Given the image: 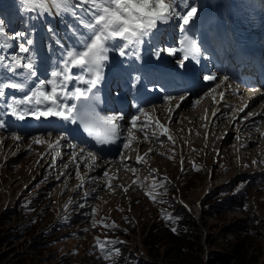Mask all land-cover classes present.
Returning <instances> with one entry per match:
<instances>
[{
	"label": "rangeland",
	"instance_id": "obj_1",
	"mask_svg": "<svg viewBox=\"0 0 264 264\" xmlns=\"http://www.w3.org/2000/svg\"><path fill=\"white\" fill-rule=\"evenodd\" d=\"M181 118L176 126L169 125L178 127ZM154 122L165 133L162 124ZM149 128L152 126L148 125L147 132H151ZM262 133L264 136V129ZM238 137L239 142L234 135L229 136L219 151L222 140L211 134L207 152L197 144L200 134L191 142L183 138L180 142L187 152L184 166L179 163L176 138L164 135L167 140L157 152L150 143L140 142L143 138L137 139L131 145L134 158L123 162L125 153L121 162L111 165L113 172L105 171L98 176L100 182L94 178L85 184L93 187L90 193L78 182V176H69V172L62 179V188L59 182H51L49 170L38 165L36 148L20 156L23 148H6L10 138L5 137L7 144L0 145V264H20L27 259L33 264H264V147L256 143L238 150L246 139ZM146 151H154L150 153L154 156L144 165L118 171L137 162V157L144 161ZM15 154L19 157L11 159ZM55 179L60 178L56 175ZM129 181L131 186L125 188ZM207 187L212 188L210 194H206ZM86 194L92 198H80ZM62 207L64 214L59 217ZM187 213L195 222L192 235L198 237L201 249L194 246L178 253L165 232L171 233ZM166 215L172 219H165ZM9 217L14 220L3 224ZM113 223L116 227H105ZM148 235L152 244L147 243ZM97 238L113 241L107 247L118 248L119 254L113 253L109 260L101 258ZM234 249L242 255L239 263L234 261Z\"/></svg>",
	"mask_w": 264,
	"mask_h": 264
},
{
	"label": "snow or ice",
	"instance_id": "obj_2",
	"mask_svg": "<svg viewBox=\"0 0 264 264\" xmlns=\"http://www.w3.org/2000/svg\"><path fill=\"white\" fill-rule=\"evenodd\" d=\"M18 2L26 9L38 10L44 14L51 12L53 15L63 14L76 18V23L83 30L77 31L74 27L69 29L73 32L75 44L65 49L60 65L50 73L51 78L48 80L38 78L36 60L30 54L29 46L34 43L31 38L18 44V52L24 55L8 57L0 55V69L14 77H21L16 82L0 80V89L20 90L24 93L21 98L12 97L7 103L10 110L8 114L19 120H25L28 117L36 120L58 118L57 122L75 123L78 119L83 120L81 110L87 109L90 119L84 121V128L101 144L112 142L121 136L119 121L123 119L120 113L101 115L93 107V104L99 100L98 86L103 79L109 52H118L120 56H126L130 51L135 53L139 45L155 39L162 27L178 21L179 31L183 34L179 46L154 49V55L159 58L161 54L167 52L177 58V66L180 68L185 66V61L197 59L200 55L199 44L187 35L198 13V7L190 0H18ZM79 13H83V16H79ZM48 30L55 31L51 27ZM22 37H27V33H15L10 39L18 40ZM0 38H2L0 43L5 48L8 47V36L2 22H0ZM2 51L3 49L0 48V52ZM178 53L182 55L178 56ZM72 68L78 69V73L73 74ZM33 78L38 80V86L35 88L28 85L29 81L35 83ZM204 79L211 81L215 80L216 76L208 75ZM224 79L227 80V77ZM72 82H75V86L69 91L68 85ZM220 96L223 99V93H220ZM2 97L4 92L0 91V98ZM169 99L173 98L169 97ZM183 99L185 97L181 96L180 100ZM69 101L72 102L69 103ZM254 115L264 116V111L247 113L243 119L246 120ZM139 119V117L133 118V128L137 127ZM0 127H4L2 122ZM146 128L145 124L139 127V131L144 133L145 140L150 138ZM15 139L20 140V137L16 136ZM61 139L66 140L67 137H61ZM35 143H42V141L37 138ZM55 145L59 146V140L55 142ZM128 146V143L124 144L125 148ZM49 147L52 145L50 144ZM85 151L81 148L79 154L73 155L72 161L75 162ZM88 158L93 162L96 161V156L92 152H88ZM137 161L140 162V157H137ZM160 186H163L162 183ZM152 199L155 201V197ZM165 219L172 218L166 215ZM105 227H116V225L113 223ZM171 230L177 231L175 227ZM111 244H113L111 240L100 241L97 238L101 258L109 260L113 253L119 254L118 248L107 247Z\"/></svg>",
	"mask_w": 264,
	"mask_h": 264
},
{
	"label": "bare ground",
	"instance_id": "obj_3",
	"mask_svg": "<svg viewBox=\"0 0 264 264\" xmlns=\"http://www.w3.org/2000/svg\"><path fill=\"white\" fill-rule=\"evenodd\" d=\"M208 95L199 97L197 99V103L195 104L193 109H190L188 107L187 101H184L180 105L178 111L175 112L172 117H170V115H169V110L167 111L165 108H161V109H158L156 111L155 110L152 111L153 120H156V121L160 120L162 122L161 123L162 127L164 129H167V132H165L163 134L165 136L171 137L172 139L176 138L177 143L179 142V144H178L179 157L182 158L181 159L182 160L181 161L182 165H185V160H186L185 159L186 158L185 154L187 152L185 151V146L183 147V145H181L180 141L183 138H184V140L185 139H189L190 142H191L192 139L194 141V138L199 137V134H200L201 138H200V140L198 142H197V140H195V142H197L198 145L202 146L203 150L205 152H207V150L210 148V146H209V141H210L209 138L211 137V134H215V136H216L215 140H222V142L220 141L219 150H221V148H224L223 147L224 146V140H226L231 135H234L235 139H236L237 136H240L241 138L243 136L244 138H246L245 141L242 144V147H244V148H250L256 143H258L257 146L259 145L260 147H264V142L261 141V139H260L261 137L264 138L263 133H262V130L264 129V121H262L259 126L253 127V129H251V130L247 129V127L249 126L250 123H249V121H246L245 119H242L240 122L235 123L234 126L228 125V121H226V124L224 123L225 124L224 126H221L220 124H218V122L221 120V118L223 116V111L225 109V106L223 105V103L215 102L216 98H214L212 100L211 98L208 97ZM188 99H189V97H188ZM207 103H209V104L207 105V107H205V105ZM196 106H197V108H196ZM211 106H213L212 107V111H211V113H209V110H210ZM260 106H261V102H259L258 105L255 108H253L250 113H260V112L264 111V108L263 109H259ZM184 108H186V109H184ZM200 108L202 109V113L198 114V112L200 111L199 110ZM186 112L190 113V115H194V116H191V117H189L188 115L185 116ZM213 113H215V115H213ZM206 114L211 116V120H210V123H209L207 128H206L207 123L205 122V124H204V122L202 120L203 116L204 115L206 116ZM155 116H158L157 119H155ZM192 117H193V119H192ZM244 117H245V115L242 116V118H244ZM260 117H262V116L261 115H256V117L254 119H257V118H260ZM180 118L182 119L183 122L179 123L180 125L178 126L179 127V129H178V127L175 128V126L180 121ZM190 119H191V123L188 122V120H190ZM197 119H198L199 122L196 121ZM254 119H252V120H254ZM168 120H169V123H171V125H175V124L176 125L171 127V125H169V123H167ZM166 127H168V128H166ZM201 127H203V128H201ZM213 127H214V129H213ZM225 127L228 128V130H229L228 134H230V135L227 134L228 137H226L224 139L223 136H222V132L225 129ZM205 130H206V132H205ZM231 130H232V132H231ZM184 132H186V133L184 134ZM148 133H150L149 136L152 135V132H148ZM204 133H206V136H205ZM240 133L242 134V136H241ZM194 134H196V135H194ZM201 134H202V136H201ZM207 134H210V135H207ZM261 134H262V136H261ZM131 136H137V134L133 133ZM12 137H16V136H12ZM12 137H6V138H10V141L8 142V145L6 146V148H9V146H21L23 148V150L21 151L20 156H24V154H28L34 148H36L39 151V158L37 160L39 167L42 168V169L43 168L49 169L48 166H47L48 163H49V160H50L48 154L50 152L52 154V147H49V145L50 144L52 145V143L50 142V139H49L48 136L28 138V139H25V140H21V137H20V140L13 139ZM4 138H5L4 135L0 136V145H4L6 143L4 141ZM37 138H39L42 141V143H36V146H33V144L35 143V140ZM137 139H141V136H139ZM152 140L153 139H151L148 143H150L151 146L155 148ZM206 141L208 143L207 145H206ZM140 142H143V140L141 139ZM165 142H166V140H164V143ZM247 142L249 144H251V145H248ZM213 144H215V142H213ZM161 145L162 144H160L157 147V150L155 152L158 151V149H159V147ZM39 148H41V150H39ZM133 151H134V147L131 146V154L127 153L125 158L122 157V158H124L123 162L128 161L129 158L131 160L134 158V152ZM238 155L240 156L241 154L238 153ZM151 156L153 157L154 155L153 154H147V151H146L145 152L144 162L146 161V159H148ZM15 157L18 158L19 154H15L14 156H12L11 159H13ZM119 157L113 163H110V160H108V159L103 160V161H97V162L95 161V162H93L90 158H88V155L82 154V155L78 156V159L74 163L68 157H63L62 158L61 156L56 155L55 158L57 159V165L61 164L63 166V169H62L61 172L64 173V175H62V174H58L57 175L58 179L60 178L58 180V182L60 183V186L62 188V182H63L62 179L65 180L67 178V175H68V172H69V176L71 174H74V176L75 175L78 176V182L79 183L89 184L92 181V179L98 178L99 175L102 176V174H104L105 171L110 170V171L113 172L111 165L112 164H116L119 161ZM7 160L9 161V158ZM34 160H35V158H34ZM257 162H259V160ZM261 163L264 164V159L261 160ZM65 165H67V168H65ZM100 168L103 170L102 172L96 173V174L93 173L94 170L100 169ZM121 168H123V167H121ZM257 171H259V169ZM37 173L41 174L42 172L40 170H38ZM237 176H241V173H239ZM115 177L119 178L118 181L121 180L120 177H118V175H115ZM101 179L102 178H98V182H100ZM32 180H35V179L31 178L30 181H32ZM56 180L57 179H50L51 182H55ZM129 182L130 183H128L125 186V188H128L129 186H131V181H129ZM222 185H224V184H222ZM205 191H206V194H210L211 191H212V188L211 187H207ZM97 194H100V192H97L96 195ZM96 195H94V196H96ZM7 199L8 198H6L5 201ZM8 200H7V202H8ZM181 205L183 206L184 204H181ZM198 211H199L198 208H196L194 210L195 216H198V214H199Z\"/></svg>",
	"mask_w": 264,
	"mask_h": 264
},
{
	"label": "trees",
	"instance_id": "obj_4",
	"mask_svg": "<svg viewBox=\"0 0 264 264\" xmlns=\"http://www.w3.org/2000/svg\"><path fill=\"white\" fill-rule=\"evenodd\" d=\"M14 217V216H13ZM14 219L12 217H9L5 220V222H3V224L5 223H10L12 222ZM180 224V225H179ZM48 227V226H47ZM175 228L177 229L176 232H165V237L168 238V240L172 241L175 243V249L178 251V253H181L182 251L186 250V249H191L194 246L197 247V249H201L200 246L198 245V237H195L194 235H192V231L195 228V222L192 219L190 214H185V216L183 217L182 221H178ZM148 237L147 236V241H148ZM153 241H148V244H152ZM148 244L147 247H148ZM148 252L149 254L152 256V253L150 251V248L148 247ZM235 251V255H233L234 260L236 263H239L241 260H243L242 255L240 253H238L237 249H234ZM232 258V257H231ZM19 261V260H18ZM30 260H24V261H19L20 264H28ZM31 264H33L32 260L30 261Z\"/></svg>",
	"mask_w": 264,
	"mask_h": 264
}]
</instances>
